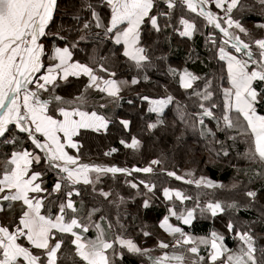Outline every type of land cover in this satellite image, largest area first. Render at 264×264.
Here are the masks:
<instances>
[{
    "label": "snow or ice",
    "instance_id": "6c2138e0",
    "mask_svg": "<svg viewBox=\"0 0 264 264\" xmlns=\"http://www.w3.org/2000/svg\"><path fill=\"white\" fill-rule=\"evenodd\" d=\"M68 7L62 12L59 0H0V264H62L66 241L79 264H124L127 255L140 264H264V19L252 29L243 22L246 12L264 17V0H72ZM197 35L210 70L169 64L170 83L155 85L162 94L137 92L138 108L128 99L141 113L137 134L125 115L106 114L126 90L152 82L167 63L163 43ZM81 51L85 61L76 58ZM199 60L195 54L192 62ZM69 78L86 80L76 94L63 95ZM173 84L179 98L169 90ZM110 125L129 134L119 143L134 151L143 146L142 134L178 126V142L191 131L215 159L229 158L242 142L250 170L224 184L195 169L170 170L165 154L143 167L84 162L85 134L107 133ZM133 173L162 174L198 190L192 196L161 189L168 205L159 227L171 239L158 238L155 248L128 234L132 217L119 212L126 198L106 186L109 174L132 177L125 183L148 209L157 184ZM197 213L227 217L224 231H186ZM141 233L152 236L143 226Z\"/></svg>",
    "mask_w": 264,
    "mask_h": 264
},
{
    "label": "trees",
    "instance_id": "16d2710c",
    "mask_svg": "<svg viewBox=\"0 0 264 264\" xmlns=\"http://www.w3.org/2000/svg\"><path fill=\"white\" fill-rule=\"evenodd\" d=\"M59 2L62 12L65 10L71 11V8L68 7V5L72 3V0H59ZM245 17L246 13L243 16V21H245ZM62 19L65 23H70L67 16L62 17ZM173 37L170 44L167 42L162 44V47L165 50L167 61L164 67L154 73L152 82L150 84L142 83L141 85L136 86L134 89L126 90L123 93L124 101L121 102L120 106L114 112L115 114L125 115L126 118H129L133 121L132 134H137L138 129L142 124L140 119L141 113H139L136 108H133L132 105H129L127 100L134 99L138 108L140 106V101L136 99L137 92L150 93L152 95L162 94L164 91L163 88H157L155 85H164L166 83H170L169 77L165 74L167 66L170 64L172 67H174L172 63L186 60L185 46L177 45L174 42ZM197 41L198 40L194 41V46L197 50L196 54H199L200 60L207 64L209 71L211 66L207 63L209 59V53L208 48L204 44V38L202 41H199V43ZM90 50L91 49L89 48L88 51ZM76 58L85 61L87 58L85 51L79 52ZM192 60H195V58H192ZM192 60H187L189 65L193 64ZM85 80L86 78H82L79 81L75 78H70L61 94L68 95L73 92H77L78 89L82 88ZM169 90L176 94L179 98L180 90L175 87L174 84ZM167 112L168 114L166 120L171 121L174 117V110L169 109ZM152 118L154 119L155 117L153 116ZM181 131L182 128L178 126L175 132H173L171 129H168L164 132L157 131L153 136H148L146 133L142 134L140 138L143 141V146L139 150L134 151L124 147L119 143L120 139L122 138L130 139L129 134L124 132L123 129L119 128L118 126L110 125L107 133L102 132L97 134L88 132L85 134L84 140L89 138V142L86 144V141H84L83 157H89L87 155L91 153V155H94L93 158L95 161L102 160V163L104 162L107 165L132 168L133 165L143 167L150 159L161 156V154H165L167 156L166 166L170 170H176L178 174H183L189 169H195L197 175L203 174L212 179L219 180L224 184H230L236 177L238 170L240 172L250 170L248 162L241 155L245 150V145H243L242 142L234 147L229 158L215 159L208 153V151L205 150L204 142L201 141L198 136L191 131L184 133L182 141L178 142L176 137L181 134ZM91 137L94 139H91ZM112 147H115L117 151L111 155H105V153L108 152ZM233 165H237L238 167L234 168ZM133 176H135L137 179H152L157 184L155 195L152 196V194H148L151 201L150 207L148 209L141 207V202L144 197L142 195L136 196L135 190L131 189L125 183V179H132V177H125L122 174H116V177L112 178L111 174H109L108 177H105L106 186L113 187L126 198V203L121 206L119 212L123 214L126 211L132 217L131 220L126 222L130 225L128 234L133 236V238L136 239L139 244L149 248H155V241L158 238L166 240L171 239L159 227V220L162 219L163 215L166 214V206L168 205V202L162 197L161 189L165 186L178 187L192 196H195L198 190L193 185L184 184L181 181L166 177L162 174L159 177H145V174L143 173H133ZM255 187L260 189L261 183H256ZM129 194H131V196L134 198H129ZM186 205L191 207L192 202L187 201ZM109 210L114 217L116 215L117 209L110 208ZM252 216L253 213H241L242 219L245 220L252 218ZM226 219L227 217L216 218L213 220L201 217L199 216V213H197V219L193 222V226L191 228L185 226V230L191 231L194 235H206L212 229L224 231ZM171 221L172 223H178L174 217ZM141 226H143V230L151 232L152 236L143 237L141 233ZM261 235L264 236V233ZM227 243L230 247H235V241L231 237H228ZM260 243L264 244V239H261ZM62 253V264H73L74 260L77 262V264H79V260L74 256V251L71 246L67 245L63 247ZM153 254H158V250L154 251ZM67 256H72L74 258L65 260ZM124 264H140V259L132 255H127L124 259Z\"/></svg>",
    "mask_w": 264,
    "mask_h": 264
},
{
    "label": "crops",
    "instance_id": "0c3cea01",
    "mask_svg": "<svg viewBox=\"0 0 264 264\" xmlns=\"http://www.w3.org/2000/svg\"><path fill=\"white\" fill-rule=\"evenodd\" d=\"M248 2H251V0H248ZM245 21H243L245 23V26L248 27L249 29H252L254 24L257 22V21H260L262 19H264V17H262L259 13V11H253V12H246V17H245ZM174 42L177 44V45H183L185 46L186 48V60H182V61H177V62H174L172 63V65L176 68H183L185 66L187 67H190L192 70L194 71H208V67H207V64L204 63H200V61L202 60H199V61H196L195 63L189 65L187 60H189V53L190 51L193 52V57L192 58H195V54L197 53L196 51V48L194 46V41L195 40H198L197 42L199 43V41H202L203 40V36L202 35H197L195 36L192 40H187L185 38H179L177 36H174ZM191 61V60H190ZM186 62V63H185ZM188 64V65H187ZM201 74H202V71H201ZM70 79V78H69ZM79 90V89H78ZM77 90V91H78ZM77 92H73L71 94H76ZM118 107H115V106H110L107 110H106V114L107 115H113L115 110L117 109ZM94 133V132H93ZM97 134H100V133H97ZM91 139H94L93 137H91ZM84 141H86V144H88L89 142V138H86ZM5 150V149H4ZM87 156L89 157H86L84 158L83 157V160L84 162H89V163H98V164H103L102 163V160H97L95 161V159L93 158L94 155H91L88 154ZM105 164V163H104ZM107 165V164H105ZM172 220V219H171ZM172 222V221H171ZM95 233L94 232H90L89 235H94ZM67 242V241H66ZM71 246L69 243H66L65 246ZM64 246V247H65ZM72 247V246H71ZM74 251V250H73Z\"/></svg>",
    "mask_w": 264,
    "mask_h": 264
},
{
    "label": "rangeland",
    "instance_id": "374dc122",
    "mask_svg": "<svg viewBox=\"0 0 264 264\" xmlns=\"http://www.w3.org/2000/svg\"><path fill=\"white\" fill-rule=\"evenodd\" d=\"M72 258H74V257H70V256H67V258H65V260H67V259H72Z\"/></svg>",
    "mask_w": 264,
    "mask_h": 264
}]
</instances>
